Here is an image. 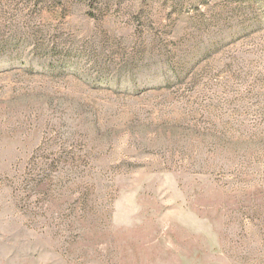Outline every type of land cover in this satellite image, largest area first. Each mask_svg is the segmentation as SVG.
I'll return each mask as SVG.
<instances>
[{
  "label": "rangeland",
  "instance_id": "1",
  "mask_svg": "<svg viewBox=\"0 0 264 264\" xmlns=\"http://www.w3.org/2000/svg\"><path fill=\"white\" fill-rule=\"evenodd\" d=\"M0 264H264V0H0Z\"/></svg>",
  "mask_w": 264,
  "mask_h": 264
}]
</instances>
